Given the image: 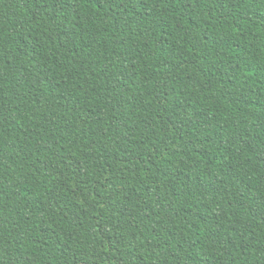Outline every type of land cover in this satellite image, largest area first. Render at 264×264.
<instances>
[{"label":"trees","instance_id":"16d2710c","mask_svg":"<svg viewBox=\"0 0 264 264\" xmlns=\"http://www.w3.org/2000/svg\"><path fill=\"white\" fill-rule=\"evenodd\" d=\"M0 264H264V0H0Z\"/></svg>","mask_w":264,"mask_h":264}]
</instances>
